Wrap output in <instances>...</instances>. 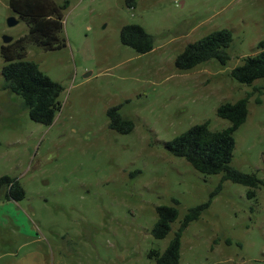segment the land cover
Listing matches in <instances>:
<instances>
[{
    "label": "rangeland",
    "instance_id": "obj_1",
    "mask_svg": "<svg viewBox=\"0 0 264 264\" xmlns=\"http://www.w3.org/2000/svg\"><path fill=\"white\" fill-rule=\"evenodd\" d=\"M50 1L63 15L66 46L46 50L29 39L22 58L63 88L61 110L45 126L3 89V48L20 52L16 42L30 26L0 0V178L26 191L20 202L0 200V264H156L151 253L163 254L189 211L208 202L182 235L180 264H264V80L247 85L231 76L261 51L264 0ZM10 18L19 23L10 27ZM129 25L154 37L151 52L122 44ZM224 29L234 39L225 66L177 69L188 45ZM249 94L232 167L261 181L253 199L248 187L202 174L166 148L196 125L228 128L218 108ZM116 107L134 122L131 133L111 129ZM160 206L179 212L165 239L153 236Z\"/></svg>",
    "mask_w": 264,
    "mask_h": 264
},
{
    "label": "trees",
    "instance_id": "obj_2",
    "mask_svg": "<svg viewBox=\"0 0 264 264\" xmlns=\"http://www.w3.org/2000/svg\"><path fill=\"white\" fill-rule=\"evenodd\" d=\"M11 9L19 14L30 26V36L20 38L16 43L20 52L13 51L11 46H4L3 57L6 65L2 70L4 77L3 89L24 99L32 121L50 126L61 110L60 101L62 86L43 73L32 61H25L24 43L31 39L46 50H56L66 46L60 42L59 34L63 29V15L60 9L50 0H10ZM121 42L139 54H146L154 49V37L140 25H129L121 30ZM233 34L224 29L210 33L200 41L188 45L176 61L177 69L191 70L211 60L226 65L231 59L229 49L233 43ZM261 51L255 56L244 59L243 64L231 72L234 80L241 84L252 85L257 80H264V42L260 43ZM18 59V60H16ZM254 91L262 92V88ZM262 94V93H261ZM253 94L236 103H226L217 110L219 118L230 122V126L221 131H214L208 123L196 125L166 144L167 150L175 157L185 159L196 171L205 175L224 174V181H231L249 188L248 198H256V190L261 181L255 174H245L232 167L236 149L235 133L247 121L249 115L248 102ZM261 103V99H257ZM120 107L110 109L108 116L111 129L129 134L135 124L124 119ZM222 190V184L212 193V197ZM26 196L21 183L13 178H0V200L20 202ZM174 204L179 205L178 201ZM211 202L195 207L189 211L176 238L171 241L166 251L161 254L153 251L150 256L156 258V264H180L181 238L189 225L201 218L210 207ZM158 221L153 229L156 239H165L171 232V224L179 216L175 206L157 208Z\"/></svg>",
    "mask_w": 264,
    "mask_h": 264
},
{
    "label": "water",
    "instance_id": "obj_3",
    "mask_svg": "<svg viewBox=\"0 0 264 264\" xmlns=\"http://www.w3.org/2000/svg\"><path fill=\"white\" fill-rule=\"evenodd\" d=\"M18 23H19V22H18L15 18H10V19L8 20V25H9L10 27L16 26ZM12 41H13V38H11V37H4V43H5V44H9V43H11Z\"/></svg>",
    "mask_w": 264,
    "mask_h": 264
},
{
    "label": "crops",
    "instance_id": "obj_4",
    "mask_svg": "<svg viewBox=\"0 0 264 264\" xmlns=\"http://www.w3.org/2000/svg\"><path fill=\"white\" fill-rule=\"evenodd\" d=\"M59 260H60V264H62L63 262H65V261L63 260V258H60Z\"/></svg>",
    "mask_w": 264,
    "mask_h": 264
}]
</instances>
